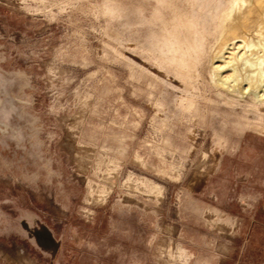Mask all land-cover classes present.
<instances>
[{
	"label": "rangeland",
	"instance_id": "1",
	"mask_svg": "<svg viewBox=\"0 0 264 264\" xmlns=\"http://www.w3.org/2000/svg\"><path fill=\"white\" fill-rule=\"evenodd\" d=\"M228 3L0 0V264H264V103L213 68Z\"/></svg>",
	"mask_w": 264,
	"mask_h": 264
},
{
	"label": "bare ground",
	"instance_id": "2",
	"mask_svg": "<svg viewBox=\"0 0 264 264\" xmlns=\"http://www.w3.org/2000/svg\"><path fill=\"white\" fill-rule=\"evenodd\" d=\"M224 9L231 37L223 44L213 66L216 83L228 92L253 95L255 101L263 104L264 34L259 23L264 20V0H230ZM236 9L237 14L233 15Z\"/></svg>",
	"mask_w": 264,
	"mask_h": 264
}]
</instances>
